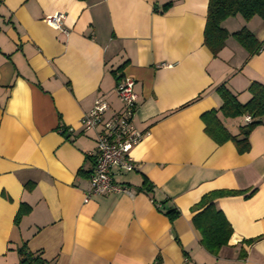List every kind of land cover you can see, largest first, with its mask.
<instances>
[{"label": "crops", "instance_id": "1", "mask_svg": "<svg viewBox=\"0 0 264 264\" xmlns=\"http://www.w3.org/2000/svg\"><path fill=\"white\" fill-rule=\"evenodd\" d=\"M208 4L0 0V264H19L23 244L46 264H264V124L239 153L233 141L216 143L202 120L222 105V85L246 103L250 84H264V49L250 56L229 37L215 56L204 38ZM54 14L64 15L61 28L46 22ZM222 25L264 39L259 16ZM122 77L135 81V124L145 133L131 151L136 170L114 167L131 194L85 202L97 144L81 118L97 98L109 104L107 117L121 111ZM219 116L232 134L248 122ZM145 180L152 194L137 192ZM222 189L242 193L215 200L233 234L212 255L191 208ZM158 205L181 215L172 223ZM22 206L29 211L16 224Z\"/></svg>", "mask_w": 264, "mask_h": 264}, {"label": "trees", "instance_id": "2", "mask_svg": "<svg viewBox=\"0 0 264 264\" xmlns=\"http://www.w3.org/2000/svg\"><path fill=\"white\" fill-rule=\"evenodd\" d=\"M172 5L173 2H168L161 8L156 7V10L164 13ZM237 15H241L245 20L259 16L264 22V0H209L204 38L206 46L215 56L225 47L229 37H233L248 51L250 56H254L264 49V39L259 40L247 27H242L240 30L231 33L222 25L227 18ZM248 90L251 98L246 103H241L235 95L222 85L218 89L223 100L222 105L219 108L206 111L202 115L206 133L218 144L233 141L239 153L249 151L250 134L256 127L264 124V84L253 81ZM219 114L226 118L250 116L251 120L241 125L237 134H232L225 127ZM62 133L66 134V130H63ZM137 192L152 194L153 186L145 180L143 185L137 188ZM240 193L242 191L214 190L205 194L191 208L193 212H197L192 221L201 234L200 243L212 255H217L222 247L228 245L233 234L230 222L222 210L217 208L215 200ZM153 201L155 202V200ZM158 208L172 223L181 215L180 210L176 207L163 209L158 205ZM28 211V207L22 206L15 223L19 224L21 216ZM18 253L20 255L19 264H46L41 253L30 251L26 244L18 249Z\"/></svg>", "mask_w": 264, "mask_h": 264}, {"label": "built area", "instance_id": "3", "mask_svg": "<svg viewBox=\"0 0 264 264\" xmlns=\"http://www.w3.org/2000/svg\"><path fill=\"white\" fill-rule=\"evenodd\" d=\"M63 14H54L45 18L54 28H61ZM117 95L122 103L121 111L107 117L109 104L97 98L93 108L81 118L85 131L96 133V156L93 172L90 177V189L86 191L85 202L92 195H107L128 193L131 191L118 183L114 176V167L120 171L136 170V163L131 151L145 136L138 130L135 117L138 111V94L135 91V81L129 77L120 78ZM248 122L251 120L247 116Z\"/></svg>", "mask_w": 264, "mask_h": 264}]
</instances>
